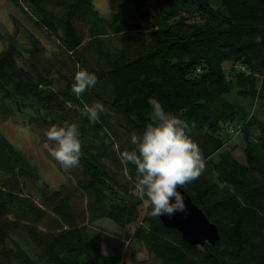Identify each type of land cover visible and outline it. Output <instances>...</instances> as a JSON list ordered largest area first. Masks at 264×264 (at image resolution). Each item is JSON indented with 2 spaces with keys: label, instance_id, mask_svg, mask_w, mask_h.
Wrapping results in <instances>:
<instances>
[{
  "label": "trees",
  "instance_id": "16d2710c",
  "mask_svg": "<svg viewBox=\"0 0 264 264\" xmlns=\"http://www.w3.org/2000/svg\"><path fill=\"white\" fill-rule=\"evenodd\" d=\"M10 1L58 43L48 47L26 26L27 46L0 33L8 42L0 50V117L18 112L42 139V127L75 123L82 155L66 169L68 182L53 188L0 133V264H126L95 239L90 225L102 218L136 223L133 237L161 264H264V119L231 98H247L251 108L264 101V0H124L132 23L121 10L101 15L94 0ZM80 69L98 83L77 97ZM150 98L187 121L200 147L205 168L183 188L217 224L216 244L191 245L149 214L151 204L141 215L147 197L135 192V166L118 153L133 150L132 134L150 122ZM95 102L105 111L93 123L82 110ZM231 126L240 143L229 145Z\"/></svg>",
  "mask_w": 264,
  "mask_h": 264
},
{
  "label": "clouds",
  "instance_id": "9594fccd",
  "mask_svg": "<svg viewBox=\"0 0 264 264\" xmlns=\"http://www.w3.org/2000/svg\"><path fill=\"white\" fill-rule=\"evenodd\" d=\"M98 83L97 76L87 69L74 75L71 91L80 97ZM150 122L139 134L133 133L131 151H122L118 157L122 163L135 166L136 188L141 198L150 202L152 217L187 213L184 195L180 190L197 179L205 168L198 143L188 134L189 124L178 115H173L157 99H149ZM105 106L100 102L85 104L82 114L90 122H97ZM55 142L51 156L65 169L77 167L82 155V140L75 123L53 125L45 133Z\"/></svg>",
  "mask_w": 264,
  "mask_h": 264
},
{
  "label": "rangeland",
  "instance_id": "374dc122",
  "mask_svg": "<svg viewBox=\"0 0 264 264\" xmlns=\"http://www.w3.org/2000/svg\"><path fill=\"white\" fill-rule=\"evenodd\" d=\"M124 0H94V6L99 13L107 18H111L119 10L123 12L124 19L129 22H135L132 12L127 10V5L124 6ZM150 3L155 0H149ZM27 11L32 14L31 9L27 8ZM14 15L22 20L21 28H18L14 21ZM24 26L31 29L41 40L48 46H56L58 43L57 35L47 28V26L38 27L30 19H28L21 10L10 1L0 0V33L5 36H16L23 45H28L29 40L26 37ZM57 30L60 34L63 33V29L60 25L57 26ZM116 43L118 41L116 40ZM7 39H4L0 35V50L7 47ZM225 68H230L231 63L225 62ZM64 73L65 70H64ZM235 101L244 104L251 112H256L258 116L264 119V101H257L251 108L250 100L247 98H241L235 93L231 97ZM258 103V104H257ZM235 130L234 136L231 137L229 145L237 144L241 140L240 129L237 126H231ZM229 127V129L231 128ZM238 128V130H237ZM44 142L40 133L31 127L28 123L24 122V118L18 112H14L13 117L9 119H3L0 117V133L4 134L18 149L23 151L31 160L32 164L37 168L43 180L47 181L53 188H59L63 183H67L69 180L66 169L59 164L52 156L51 150L53 148L48 143L49 140L45 135V130L41 128ZM107 141L110 138L107 137ZM116 142V141H115ZM231 143V144H230ZM240 143V142H239ZM120 142L114 146L117 148ZM242 146H244L242 144ZM235 155L243 162L246 158L240 146L235 150ZM217 157V155H215ZM112 170L116 171L118 167L110 162V160H104ZM123 175V173H121ZM27 182V181H26ZM27 190L37 196L38 191L34 184L27 182ZM135 192H138L136 189ZM150 202H145L142 205V213ZM161 219V218H160ZM136 223L130 224L127 227H121L111 219L102 218L95 222H92L90 228L92 229L95 239L102 244L103 252L108 255H121L123 261L126 264H161L160 260L149 251L147 246L133 237L134 230L136 229Z\"/></svg>",
  "mask_w": 264,
  "mask_h": 264
},
{
  "label": "water",
  "instance_id": "95a60500",
  "mask_svg": "<svg viewBox=\"0 0 264 264\" xmlns=\"http://www.w3.org/2000/svg\"><path fill=\"white\" fill-rule=\"evenodd\" d=\"M178 190L184 195L187 213H177L172 218L161 216L164 225L181 232L183 239L191 245L216 244L221 237L217 224L210 220L184 188Z\"/></svg>",
  "mask_w": 264,
  "mask_h": 264
},
{
  "label": "built area",
  "instance_id": "2783aa9c",
  "mask_svg": "<svg viewBox=\"0 0 264 264\" xmlns=\"http://www.w3.org/2000/svg\"><path fill=\"white\" fill-rule=\"evenodd\" d=\"M229 130L232 131V132H235V130L232 127Z\"/></svg>",
  "mask_w": 264,
  "mask_h": 264
}]
</instances>
